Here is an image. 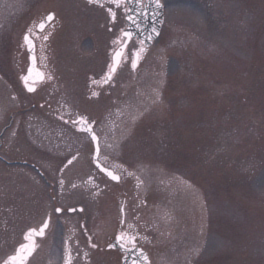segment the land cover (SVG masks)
Here are the masks:
<instances>
[{
    "label": "rangeland",
    "instance_id": "rangeland-1",
    "mask_svg": "<svg viewBox=\"0 0 264 264\" xmlns=\"http://www.w3.org/2000/svg\"><path fill=\"white\" fill-rule=\"evenodd\" d=\"M75 1L0 0V127L16 114L4 152L36 161L48 176L45 183L36 170L0 163V262L45 211L89 196L95 214L94 196L106 191L103 178L86 182L97 176L91 145L71 128L68 156L77 142L88 159L84 152L62 172L66 157L54 134L61 125L45 113L55 110L95 120L102 154L124 164L126 188L149 227L150 264H264V0H161L158 38L136 70L127 62L100 92L94 78L123 23ZM48 12L61 29L47 42L56 52L55 69L47 68L62 80L41 87L42 99L33 100L50 108L36 106L29 117L18 110L25 96L17 105L9 94L17 93V61L21 70L26 63L22 34ZM45 129L52 142L40 135Z\"/></svg>",
    "mask_w": 264,
    "mask_h": 264
},
{
    "label": "flooded vegetation",
    "instance_id": "flooded-vegetation-1",
    "mask_svg": "<svg viewBox=\"0 0 264 264\" xmlns=\"http://www.w3.org/2000/svg\"><path fill=\"white\" fill-rule=\"evenodd\" d=\"M77 5L80 6V8L86 10L88 8L87 12H91L94 9L91 7H86L83 5H89L92 7H96L101 9L104 16L108 19L109 24L117 26L118 23H123L122 26H118V29L115 30L114 35L109 36L108 43H109V60L111 54L115 51L116 48L120 47L118 43H116L117 38L120 37L121 39V30H124L126 28V13L124 9L127 8V2L126 0H122V3L117 6L116 4L109 3V0H99L98 3H89L88 0H76L75 1ZM141 2H144V0H141ZM108 8H111L113 12H115L116 16L115 19L112 18V16L108 13ZM99 9L97 11H99ZM117 9H119L123 16L121 17L116 13ZM52 14L53 19L48 20L47 17L49 14ZM54 18L55 14L53 12H48L42 17L37 18L35 21V24L33 26L28 27L27 30L22 34L21 37V48L26 53V63L24 68L21 70V63L17 61L16 63V71L18 69V87H16V94L14 92L10 91V98L13 100H17V105L21 103L20 96H25V102L26 104H19L21 108L18 110L21 111V114H28L30 117V114L34 113L36 106L38 107H44V103L46 101L44 100H38L37 103L34 102V98H41L42 94L41 90L43 87L44 89L48 87L49 82L51 85V82H58L60 81L58 77L52 73L49 72V69L47 66L50 64L52 69H55V62L53 61L56 57V52L54 51L55 46H52L51 44H47L50 36H52V33L55 30H60V26L54 27ZM43 21L44 22V29L43 31H40L38 29V24ZM57 27V28H56ZM54 31H52V29ZM111 29V26L109 27ZM57 32V31H55ZM25 33H29L32 35V38L34 40V49L33 51H29L28 46L24 43V35ZM47 36L48 39L44 40L43 37ZM111 38V40H110ZM94 42V39H92ZM72 44V43H71ZM70 45L67 46L65 50L64 56L68 57V54H74L73 52L67 53V49ZM97 48V46H96ZM133 49L140 50L143 49V51H139V59L142 58V56L145 54V49L143 44L140 43L138 39L135 37H132V39L128 42V46L124 49V54L122 56L121 62L119 64V67L116 69L114 73L111 74L112 78L110 80H107L106 82V74L109 72V66L110 61L106 63L105 61V70L102 68L99 72H96L95 76V85L99 88V92L101 91L102 87H105L107 85L112 84L114 81L115 76L117 73H119L120 70L123 69L125 64L128 62L127 67L133 72L138 68V65L135 69L131 66V59H132V51ZM39 54V55H38ZM127 55H130V58H126ZM17 56H19V53L17 52ZM35 56V66L44 73L45 79L43 81H37V78L35 77V74L33 77L29 80V86L34 87L36 90L34 92H28L24 81L21 79L22 76L26 74L27 68L29 67L30 63V57ZM19 60V59H18ZM45 65V67H44ZM55 71V70H54ZM90 75V74H89ZM51 76V79L49 80L47 77ZM3 82L6 84L7 88H11L15 86L11 85L8 80H6L3 76H1ZM34 81H36L34 83ZM114 83V82H113ZM42 87V88H41ZM66 88L64 82H63V89ZM50 92H52L50 90ZM49 95V91H47ZM45 99H48V96H45ZM16 103V101H15ZM64 106L67 107V104L64 103ZM0 107H3L2 104H0ZM46 107L50 108L49 104L46 103ZM46 115H48L51 120L54 119L55 122H59L61 125L60 132H55L54 134L59 133L60 137V144H62V154L65 158V161L63 162V165L61 168L62 172L66 170V167L69 165L75 164L78 159L80 158L81 154H84V146L82 143L75 144L76 151L73 152L68 156V149H69V142L71 140H74L72 136H70L69 129L74 130L76 133L85 134L89 139V144L91 145V154L90 159L92 162V157L94 154V145L85 132H81L77 130V126L72 123H66V121L75 120L77 116H84L81 113H77L75 115L69 114V112H58L55 110L45 112ZM9 115V121L7 124L2 125L0 127V163L2 165L6 166H21V164L24 167L30 168L38 171L39 174H41V178H43L44 182L46 183V180H48L47 174H44L39 167V164L36 163V161H30L28 159L18 160V159H10L8 158V154L4 152L6 143H5V135L7 133V130L11 127V124H13L14 116L16 115L14 112ZM63 117V119H61ZM86 117V116H85ZM35 114L32 115V119H35ZM89 123L93 125V130L96 132V121L95 120H89ZM52 132H47V129H45V132H40V135L43 136L44 140H46V143L49 141L52 142L53 135ZM97 134V133H96ZM98 135V134H97ZM83 140V139H82ZM84 141V140H83ZM98 142H99V148H100V154H99V160L103 167L106 169L112 171L115 175L119 177L118 181H113L108 177L104 172H101L95 164L92 162L95 171L97 172V176L95 174H90L87 177H85L86 182H91L94 177L103 178L105 181V184L102 186V189H105V192H101L99 196H94V202L99 205V207H96L95 214L93 211H91L92 208H90V199L91 197H83L80 198L81 203L76 206L71 207H65L62 208L58 205L52 207L53 214L51 213V210L45 211V215L40 223L30 225L28 226L22 234H20V240L16 242L15 248L17 245L21 242H23V235L27 231V229L35 227L39 228V226L42 224L43 220L46 218L50 219L49 228L46 230V234L44 237H37L35 240V243L37 245L36 250L34 251L33 255L29 258V261L27 264H64L65 258L68 256V253L65 250V241H67V248L68 251H70V260L71 264H150L151 257L148 249H146V244L149 246L151 245V237L147 234V230L149 229L148 226H145V222H147L144 213L139 208L138 204H133L137 198L135 195L129 192V190L126 188L125 179L129 178L128 174L123 172L121 167L124 166L123 163L120 162H111L106 159L102 152H101V140L98 136ZM84 144V143H83ZM78 148V149H77ZM64 149V150H63ZM86 156H84L83 160L88 159L87 152H85ZM83 156V155H82ZM75 157V159H73ZM72 160L71 164H68V161ZM85 166V165H84ZM125 173V174H124ZM50 182V181H49ZM83 182V181H82ZM51 183V182H50ZM80 183V182H78ZM75 181V185H76ZM47 189V186H46ZM45 189V195L48 199L52 202L53 200L56 204V196L52 195V188L49 187L48 190ZM53 199V200H51ZM138 206V207H137ZM55 208H62L64 211L62 213H55ZM73 208L77 209V211L69 212L67 209ZM121 208H123V212H121ZM138 208V209H137ZM82 209V211H80ZM123 220L124 223H120V221ZM155 230V229H154ZM158 230V229H156ZM146 232V233H145ZM158 232H162L159 230ZM119 233H124L128 236H135L136 237V246L132 247L131 245H128L126 248H121L120 244L117 243L115 236ZM160 235H163L160 233ZM19 236V234H18ZM45 242V243H44ZM111 244L112 247H109L108 245ZM92 245H95V247H92ZM14 250L7 254L4 259H7L9 255H12L14 253ZM2 260V261H3Z\"/></svg>",
    "mask_w": 264,
    "mask_h": 264
},
{
    "label": "snow or ice",
    "instance_id": "snow-or-ice-1",
    "mask_svg": "<svg viewBox=\"0 0 264 264\" xmlns=\"http://www.w3.org/2000/svg\"><path fill=\"white\" fill-rule=\"evenodd\" d=\"M89 3H98L99 0H88ZM152 2L156 5L157 8L161 7V0H152ZM109 3L116 4L119 6L122 3V0H109ZM136 3L140 5L141 7H144L143 4H141V0H136ZM127 11V8L124 9ZM108 13L110 16H112L113 19H115V12L112 11L111 8H108ZM129 20H133L135 23V20L133 17L129 16L127 17ZM48 20L53 19L52 14L50 13L47 17ZM38 29L40 31H43L44 29V22L41 21L38 24ZM139 27V25H137ZM153 33H156V29L153 28ZM158 35V33H156ZM133 33L127 32L124 30H121V37L117 38L116 43L120 45L119 49L115 51L113 57H112V63L109 66V72L106 74V82L107 80H110L112 78L111 74L116 71L117 66L119 65L120 59L124 54V49L128 46V42L132 39ZM44 40H47L48 37H43ZM149 40L152 39L151 36L148 37ZM24 43L28 46L29 51H33L34 49V40L32 38V35L29 33H25L24 35ZM141 44H143V41H140ZM139 51H143V49L136 50L133 49L131 55V66L133 69L137 67V63L139 60ZM30 60L32 63L27 68V74L22 76L21 79L24 81L25 87L28 92H34L36 89L32 86H29V80L32 78L33 74H35V77L37 78V81H43L45 79L44 73L41 72L36 66H35V56H31ZM49 80L51 79V76L47 77ZM36 81H34L35 83ZM95 95V93H93ZM63 119V117H61ZM66 123H72L77 126V130L85 133H89L91 136V141L93 144L96 145V150L92 157V162L95 164V166L101 171L104 172L108 177H110L113 181H118L119 177L115 175L112 171L106 169L103 167L99 160V154H100V148H99V142H98V136L93 130V125L89 123L88 118L85 116H77L75 120L66 121ZM75 159V157H73ZM72 160L68 161V164H71ZM63 183V181H61ZM75 187V185H73ZM64 209L62 208H55L54 212L59 214L62 213ZM69 212L77 211V209L69 208L67 209ZM82 211V209H80ZM121 212H123V208H121ZM50 219L46 218L43 220L42 224L39 226V228H29L23 235V242L19 243L17 247L14 250V253L12 255H9L7 259H4L0 264H27L29 261V258L33 255L34 251L36 250V243L35 240L37 237H44L46 234V230L49 228ZM120 223H124L123 220L120 221ZM115 239L117 243L120 244L121 248H126L128 245H131L132 247L136 246V237L135 236H128L124 233H119L115 236ZM109 247H112L111 244L108 245ZM92 247H95V245H92ZM65 250L68 253V256L65 258L64 264H71L70 260V251H68L67 248V241H65ZM135 264V262H133Z\"/></svg>",
    "mask_w": 264,
    "mask_h": 264
},
{
    "label": "water",
    "instance_id": "water-1",
    "mask_svg": "<svg viewBox=\"0 0 264 264\" xmlns=\"http://www.w3.org/2000/svg\"><path fill=\"white\" fill-rule=\"evenodd\" d=\"M135 3L136 0H134L133 2V8L134 9L140 8V5ZM154 7L156 10L153 12L152 10ZM140 13H142L145 17V20H147L146 26L144 28L145 30H142L145 31V33H142L140 25L139 27H137L138 24L136 22L131 23V21L129 28L127 29V32L133 33V36H136L137 38L142 40L145 45H149L152 42V40L157 36L156 33H158L159 31V26L160 23L162 22V8L161 7L157 8L156 5L151 0V2L147 3L144 6L142 12ZM133 17H135V15H133ZM138 18L139 17H136L134 18V20L135 19L137 20ZM153 28L156 29V33H153ZM149 36L152 37L151 40L148 39Z\"/></svg>",
    "mask_w": 264,
    "mask_h": 264
}]
</instances>
